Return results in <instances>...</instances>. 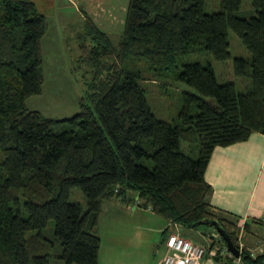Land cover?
Masks as SVG:
<instances>
[{
  "label": "trees",
  "instance_id": "trees-1",
  "mask_svg": "<svg viewBox=\"0 0 264 264\" xmlns=\"http://www.w3.org/2000/svg\"><path fill=\"white\" fill-rule=\"evenodd\" d=\"M241 1L208 13L205 0H129L116 45L85 19L79 48L92 77L79 111L56 119L25 102L41 92L47 18L31 0H0V264H99L102 202L134 195L183 230L219 227L238 247L242 218L209 202L205 171L215 147L264 135V0H251L249 17L238 15ZM228 28L250 55L233 59L251 79L244 92L219 83L210 63L231 57ZM148 79L194 90L171 122L149 107L139 83ZM74 186L85 209L69 201ZM252 224L264 221L246 219L245 234ZM210 238L201 239L209 251L225 243ZM239 257L264 264V251Z\"/></svg>",
  "mask_w": 264,
  "mask_h": 264
},
{
  "label": "rangeland",
  "instance_id": "rangeland-1",
  "mask_svg": "<svg viewBox=\"0 0 264 264\" xmlns=\"http://www.w3.org/2000/svg\"><path fill=\"white\" fill-rule=\"evenodd\" d=\"M31 1L34 2L37 10L46 16L48 28L41 39L44 75L41 92L28 97L25 101L26 106L30 110L39 111L44 117L66 118L79 111V103L86 97V82L92 77L91 67L87 62L82 61L79 48L78 36L84 31L85 19L96 24L105 32L110 42L116 45L123 29L129 0ZM219 10L220 0H205L206 12L211 13ZM237 13L239 16L245 17L254 15L252 1L242 0ZM228 39L231 57L221 61L210 55V63L219 83L233 82L239 92H244L250 86L251 79L238 76L235 73L233 59L250 55L241 38L230 28H228ZM144 76L150 77L147 72H144ZM139 83L144 89L146 101L156 118L167 122L178 117L183 101L182 93L185 91L194 92L185 84L173 83L171 80L167 83L163 82V84L151 79ZM186 147L184 141H181V149L185 150ZM112 200L118 201L127 214L134 215L136 209L139 208L133 206L131 209L118 199L113 198ZM69 201L77 202L83 209L86 208L85 195L76 186L70 188ZM130 218L133 220L134 216ZM154 219V222H162L164 218L156 214ZM115 221H119V225L122 224L125 227L128 225L127 218L123 214L117 213L116 206L108 204L107 200H104L97 229L98 234L102 236V264H107V258L112 254L110 250L113 248V244L109 240L107 230ZM53 228L54 221L50 220L47 232ZM211 232H213L212 229L201 226L196 229H184L181 234L194 242L197 241V243L205 245L201 242L202 236L207 237ZM252 232L245 234L243 238L247 247L253 246L257 238L264 240V226L257 233ZM153 239L154 245L151 246L148 241V243H142L139 250L143 253L150 250L148 256L152 257L155 253V258L159 260L164 254V248L160 243V233L154 232Z\"/></svg>",
  "mask_w": 264,
  "mask_h": 264
},
{
  "label": "crops",
  "instance_id": "crops-1",
  "mask_svg": "<svg viewBox=\"0 0 264 264\" xmlns=\"http://www.w3.org/2000/svg\"><path fill=\"white\" fill-rule=\"evenodd\" d=\"M205 179L212 187L209 202L213 206L240 216L243 222L246 219H261L264 216V135L253 133L246 141L215 147L205 171ZM107 202L116 206L117 213L123 214L128 224L125 227L115 221L107 230L113 244L107 264H161L162 258L156 259L155 253L152 258L148 256L150 250L143 253L139 248L148 241L151 246L154 245L156 232L160 233V243L165 252L163 241L171 222L165 218L162 222H154L156 214L146 208H138L131 215L124 211L118 201L108 199ZM125 204L129 207V203ZM133 216L132 220L130 217ZM261 227L252 224L251 232H259ZM181 231L183 233L182 228ZM99 236L98 262L102 264V236Z\"/></svg>",
  "mask_w": 264,
  "mask_h": 264
},
{
  "label": "built area",
  "instance_id": "built-area-1",
  "mask_svg": "<svg viewBox=\"0 0 264 264\" xmlns=\"http://www.w3.org/2000/svg\"><path fill=\"white\" fill-rule=\"evenodd\" d=\"M139 207L140 200L137 196L129 203V208ZM149 209V208H147ZM150 210V209H149ZM264 221V216L261 218ZM238 235V249L246 248L252 256H256L264 251V240L257 238L253 246L247 247L243 240L245 232L242 228ZM211 240H219L220 233L213 231L210 233ZM165 252L161 259V264H241L240 257H236L231 253L226 244H221L216 249H207L205 245H201L193 240L186 238L181 234V226L177 223H170L169 233L164 241ZM208 250V251H207ZM216 256H218L216 258ZM231 260V263L229 262Z\"/></svg>",
  "mask_w": 264,
  "mask_h": 264
},
{
  "label": "water",
  "instance_id": "water-1",
  "mask_svg": "<svg viewBox=\"0 0 264 264\" xmlns=\"http://www.w3.org/2000/svg\"><path fill=\"white\" fill-rule=\"evenodd\" d=\"M217 231L221 234L226 246L228 247L229 251L233 253L234 256L239 257L240 252L239 249L234 245L233 241L229 237V235L222 230L221 228H217Z\"/></svg>",
  "mask_w": 264,
  "mask_h": 264
}]
</instances>
